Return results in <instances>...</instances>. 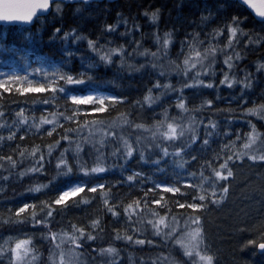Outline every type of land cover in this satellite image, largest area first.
<instances>
[{
    "label": "snow or ice",
    "instance_id": "6c2138e0",
    "mask_svg": "<svg viewBox=\"0 0 264 264\" xmlns=\"http://www.w3.org/2000/svg\"><path fill=\"white\" fill-rule=\"evenodd\" d=\"M90 3L0 0V22L22 25L21 45L0 43V52L11 54L6 63L23 64L20 70L0 68V199L15 198L3 196L9 181L49 176L33 179L15 194L21 197L59 184L53 196L0 211V264H40L37 238L47 243L46 264H123L125 250L117 242L163 249L139 256V264H219L204 224L208 208L227 201L238 167L250 165L259 169L257 177L264 176V92L248 95L253 73L241 67L249 50L264 47V31L245 27L249 17L239 12L209 25L236 4L250 9L264 28V0H215V11L206 5L199 22L192 21L195 28L178 40L175 56L178 29L161 31L159 7L143 12L156 25L150 33L154 50L144 46L146 34L134 14L130 19L118 11L117 19L102 24L95 35L80 24L63 26L66 5L74 4L73 15H79ZM56 19L61 23L45 38V27ZM45 42L60 46L58 60L39 51ZM254 64L264 71V56ZM112 66L129 73L149 70L156 78L142 96L130 100L100 72ZM221 86L240 89L227 98V107H216L223 98ZM205 90L216 95L189 106L186 92ZM168 97L173 102L164 103ZM37 107L42 109L38 116ZM237 121L246 130L234 128ZM30 136L39 139L25 143ZM136 157L147 169L130 167ZM112 175L119 178L101 179ZM250 184L247 180L245 188ZM97 196L100 208L91 218L63 222L69 206H87ZM104 213L118 225L110 228L107 243ZM26 227L33 230L13 231ZM237 231L247 237L241 250L264 256V212L240 221ZM127 257L135 264L133 251Z\"/></svg>",
    "mask_w": 264,
    "mask_h": 264
},
{
    "label": "trees",
    "instance_id": "16d2710c",
    "mask_svg": "<svg viewBox=\"0 0 264 264\" xmlns=\"http://www.w3.org/2000/svg\"><path fill=\"white\" fill-rule=\"evenodd\" d=\"M206 5L212 7L213 11H215V0H191V1L116 0L114 2H106V1L92 2L86 8H84L82 13H80L79 15H73L72 9H74L76 6L74 4H71L65 6L63 26L67 29L69 26H75L77 24H80L82 25L81 28L82 31L88 32L91 29L92 35H95L96 32L99 30V28L102 26V24L111 23L117 19L116 13L118 11L123 12L124 15L128 16L130 19L134 14L135 18L142 25L141 31H143L146 34L143 41L144 46L153 48L154 50L155 46L153 44L150 33L152 32L153 28L156 27V25L150 22L148 17L143 15V12L145 10L151 11L152 9L159 7L161 9V15L159 19V28L161 29V31L170 28L178 29V36L176 37L177 44L175 45V47L172 48V55L175 56V53L179 48L178 40L183 37L185 32L191 31L193 28H195V24H193L192 21H196L197 23L199 22V17L201 15V12L204 11L206 13V8H205ZM233 12H239L241 15H247L249 17L244 25L245 27L248 28L254 27L257 31H264V28H262L261 23L255 20L254 17L250 14V12L246 8L238 7L236 4H233V6L230 7L227 10V12L219 13L216 19L211 21V24L209 26L214 25L217 22H222L225 16H228ZM59 23H61L59 19H56L54 21L51 20L49 21L48 25L45 27V32H44L45 38L50 33L51 28L55 27ZM32 27L35 28L36 25H33ZM21 28L22 26H7V25L0 26V43H2L5 47L20 46L21 41L19 39V34ZM24 30L27 31V29ZM121 30H122V26H121ZM196 30L199 31L200 29L196 28ZM206 30L207 29H205V31ZM116 35L118 36V33ZM139 36H140V32H137L136 37L139 38ZM25 46H27L26 43ZM78 47L83 48L85 47V45L80 44L78 45ZM39 51L51 57L53 60H58L62 55L61 48L59 45L49 44L47 42L43 44V46L39 49ZM9 55L11 54L0 52V56L4 57L3 60H0V68H7L11 70L13 67H15L17 70H20L23 67L21 61L16 60L15 63L5 62L8 60ZM262 56H264V47H257L249 50L247 58L244 59L241 63V67L247 66L248 70L251 73H253V86L248 92V95L250 97H258V95L261 92H264V71H257L254 64V61ZM134 62L139 64V63H143L144 61L141 58H135ZM78 63H79L78 60L74 61V65ZM100 72L107 78H113L115 80V84L110 85V87H113L117 92H120L121 94L128 96L130 100L142 96L143 93L146 91V86L150 85L153 79L156 78L155 73H152L149 70L129 73L126 70L118 71L115 66L109 67L107 69L101 67ZM217 82H218V78H217ZM239 90H240L239 86H237L234 90H229L226 86H221V96L223 98L218 103H216V107L229 106L226 102L227 98L229 96H234L236 93L239 92ZM185 95L188 97L187 103L189 104V106H192L193 104L199 103L202 97L212 98L213 96L216 95V93L215 90H205L203 92H200L199 94L196 93L195 91H188L186 92ZM13 99L15 100V98ZM170 102H173L172 97H168L164 101V103H170ZM235 102L238 101H234V103ZM9 108L10 111H15V109L12 108L11 106H9ZM158 110H159L158 108L151 109V111H158ZM35 111L38 116L41 113L42 109L37 107ZM172 111L175 112V109L173 108ZM147 112L148 110L146 109L145 111L146 115ZM233 127L246 130V125L243 121H237ZM38 139H39L38 137L30 136L26 138L25 143L30 144L31 142H33V140L38 141ZM4 154H7V145H5L4 147ZM138 160L139 158L136 157L135 159L130 161V167L147 169L148 166L143 163H137ZM47 171L49 173H53L55 169L53 166L49 165L47 166ZM0 175H2V173H0ZM118 178H119L118 175L101 177V179H118ZM33 179L46 181L49 179V176L41 175L36 178H26L22 182L21 181L7 182V191L3 193V196L5 198H12V197L15 198L0 199V211H6L9 205H12L14 208L16 206H19L20 203L26 202L31 199L40 200L45 198V196H53L55 190L59 188V184L54 183L53 185H51V189L46 193H41L37 195L24 193L22 197L19 195H15L23 192L24 188L27 185H29ZM62 183L63 181L60 182V184ZM234 183L235 181L233 182L232 191L230 192L227 201L231 200L230 199L231 195L235 190ZM124 190L125 189H121V191ZM244 190H247V188H244ZM228 205L229 204L226 205L225 203H223L222 206H213L208 208V210H214L215 211L214 214H218L216 220L214 219L212 222L211 219H209L208 215L205 214V221H204L205 228L207 229L209 234V242L212 244L213 248L219 252L218 262L219 264H237V262L241 259H248L253 261V264H255L253 259L254 258L259 259V254L253 256L250 250L248 249L241 250L239 248V244L243 242V239L247 238L246 236H243L241 233L237 231L238 224L242 220V218H239L238 220L234 221L233 219L226 216L228 214L227 212L237 211L241 215L243 214L249 216L253 215L252 219H254L255 214H257V212L254 211L255 207L247 210L246 209L247 205H245V203L240 200H237L234 203L231 202L230 208L228 207ZM99 208H100V201L98 196L97 199L91 202L88 206H86V208L83 205H79V204L75 206H69L66 215H64L63 222L67 224L68 222L67 218H72V219H76L78 222H83L86 216L88 218H91V216L95 214L94 210L98 212ZM231 212L230 215L234 216L233 213ZM260 212H264V207L261 208ZM103 215L105 218L104 224L109 226L106 228L105 236H104V243H107L111 239L110 228L118 225L112 222L113 218L109 214L104 213ZM244 219L245 216L243 220ZM57 227H59V225ZM23 230L32 231L33 229L31 227H26L22 229H13V231H23ZM5 234H7V231H5ZM36 242L38 245H40L41 250L43 249L42 252H44L40 264H46L47 243L42 242L39 238H37ZM100 245L101 242L98 241L97 247H99ZM116 246L118 248H122L125 250L122 252L123 254L121 253V256L123 257L122 258L123 264H129L127 257L128 251H133L136 254L135 264H139V256L141 255L147 256V254L149 253L163 250V249L161 250V249H155L149 247L130 248L124 242H117ZM176 255H179V253H176Z\"/></svg>",
    "mask_w": 264,
    "mask_h": 264
},
{
    "label": "rangeland",
    "instance_id": "374dc122",
    "mask_svg": "<svg viewBox=\"0 0 264 264\" xmlns=\"http://www.w3.org/2000/svg\"><path fill=\"white\" fill-rule=\"evenodd\" d=\"M237 177L234 183L235 190L233 191V194L231 195V200L226 201L225 204H229L228 207L230 208V203L235 202L237 200H240L247 205L246 209L249 210L253 207H255V210L257 214L261 211V208L264 207V200H262V197H264V193L260 191L261 187H264V176L257 177L255 175V172L259 169H253L250 165L248 166L245 164L243 167L237 168ZM247 180H251V184L247 187V190H244L245 183ZM254 190V191H253ZM251 197L250 199H246L245 197ZM248 203V204H247ZM260 208V209H259ZM258 209V210H257ZM244 210V209H242ZM231 212V211H230ZM230 212H227V217L233 219L234 221L238 220L239 218H242L241 221H243V218L245 216V219L251 220L253 215H241L237 211L231 212L234 216L230 215ZM237 212V213H236ZM254 212V213H256ZM214 210H208L206 214L208 215L209 219H211V222L218 217V214H214ZM244 213V212H243ZM254 218L256 217V215ZM255 264H264V256L259 255L258 258H254Z\"/></svg>",
    "mask_w": 264,
    "mask_h": 264
},
{
    "label": "water",
    "instance_id": "95a60500",
    "mask_svg": "<svg viewBox=\"0 0 264 264\" xmlns=\"http://www.w3.org/2000/svg\"><path fill=\"white\" fill-rule=\"evenodd\" d=\"M100 1H107V2H114V1H116V0H91V2H100ZM249 12H250V14L254 17V14H252V12H251V10L250 9H247ZM257 21H259L260 22V20H259V18L258 17H254ZM0 25H8V24H5L4 22H0ZM20 24L17 22V24H15V25H10V26H19ZM20 26H22V25H20Z\"/></svg>",
    "mask_w": 264,
    "mask_h": 264
},
{
    "label": "bare ground",
    "instance_id": "6f19581e",
    "mask_svg": "<svg viewBox=\"0 0 264 264\" xmlns=\"http://www.w3.org/2000/svg\"><path fill=\"white\" fill-rule=\"evenodd\" d=\"M144 75V74H143ZM147 84V83H146ZM142 87V86H141ZM249 166V165H248ZM88 206V205H87ZM85 208H86V206H84ZM70 210V209H69ZM76 210V209H75ZM72 212V211H71ZM80 212V211H79ZM66 215V214H65ZM67 219H69V218H67ZM105 219V218H104ZM58 226V225H57ZM116 227V226H115ZM24 231V230H23ZM45 243V242H44ZM41 244V243H40ZM44 245V244H43ZM101 246V245H100ZM46 248V247H45ZM44 248V249H45ZM43 250V249H42ZM162 250V249H161ZM44 253V252H43ZM47 254V253H46ZM123 254V253H122ZM125 255V254H124ZM45 256V255H44ZM123 258V257H122ZM124 262H125V260H124Z\"/></svg>",
    "mask_w": 264,
    "mask_h": 264
}]
</instances>
